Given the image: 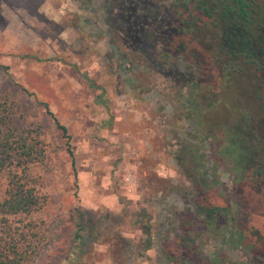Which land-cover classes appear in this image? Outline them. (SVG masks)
I'll return each mask as SVG.
<instances>
[{
	"label": "trees",
	"instance_id": "obj_1",
	"mask_svg": "<svg viewBox=\"0 0 264 264\" xmlns=\"http://www.w3.org/2000/svg\"><path fill=\"white\" fill-rule=\"evenodd\" d=\"M85 0L84 2H90ZM117 56L143 67L171 106L170 150L185 186L160 239L165 264H264V0H100ZM7 69L5 65H0ZM96 101L107 105L103 87ZM14 105L0 99V264H30L42 235L28 217L45 204L32 168L46 161L40 124L11 125ZM66 150L75 160L69 135ZM226 173V182L221 174ZM65 264H82L88 237L128 264L126 216L140 225L141 251L152 245L151 216L73 209ZM228 249L243 259L232 260Z\"/></svg>",
	"mask_w": 264,
	"mask_h": 264
},
{
	"label": "rangeland",
	"instance_id": "obj_2",
	"mask_svg": "<svg viewBox=\"0 0 264 264\" xmlns=\"http://www.w3.org/2000/svg\"><path fill=\"white\" fill-rule=\"evenodd\" d=\"M0 0V99L14 105L11 125L40 124L46 161L32 168L45 204L24 221L41 235L30 264H65L73 209L85 212L145 209L152 245L139 248L140 225L126 216L122 233L132 242L128 264H165L160 239L183 206L167 191L186 181L170 150L171 106L143 67L122 61L100 0ZM101 86L107 107L96 101ZM69 135L74 166L66 150ZM227 174H221L226 182ZM7 187L0 173V199ZM82 264H112L108 246L91 237ZM234 261L238 250L228 249Z\"/></svg>",
	"mask_w": 264,
	"mask_h": 264
}]
</instances>
